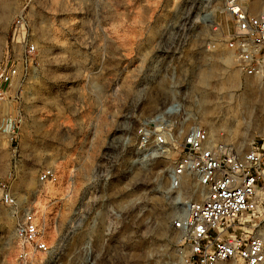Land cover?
<instances>
[{
  "label": "rangeland",
  "instance_id": "374dc122",
  "mask_svg": "<svg viewBox=\"0 0 264 264\" xmlns=\"http://www.w3.org/2000/svg\"><path fill=\"white\" fill-rule=\"evenodd\" d=\"M256 3L261 8L264 0ZM24 6L25 38L38 52L0 100V183L18 203L14 210L0 202V264H13L22 212L52 201L73 206L101 150L112 156L116 176L133 162L135 196L147 210L135 227L147 254L127 261L176 264L181 238L171 221L185 209L179 201L196 199L200 188L191 178L177 190L168 186L182 135L145 162L136 149V128L168 93L148 78L158 57L192 85L196 121L213 142L241 152L264 143V90L229 55L205 49L217 39L214 23H224V0H0V68L11 56L10 26ZM207 15L212 22L203 23ZM6 123L14 134L4 131ZM47 167L58 180L41 186L38 174Z\"/></svg>",
  "mask_w": 264,
  "mask_h": 264
},
{
  "label": "built area",
  "instance_id": "2783aa9c",
  "mask_svg": "<svg viewBox=\"0 0 264 264\" xmlns=\"http://www.w3.org/2000/svg\"><path fill=\"white\" fill-rule=\"evenodd\" d=\"M25 8L10 26L11 56L0 68V100L38 52L25 38ZM222 13L224 23L215 22L212 28L217 39L205 49L229 55L235 69L264 90V5L224 0ZM148 78L168 93L161 95L156 113L135 130L141 161L159 156L182 135L181 155L166 172L168 186L177 190L191 178L200 188L196 199L179 201L185 212L171 221L181 238L176 264H264V143L252 142L241 152L225 141L213 142L196 121L200 104L192 85L165 57H158ZM4 131L14 134L7 123ZM112 159L109 152L100 151L73 206L70 200L52 201L22 212L13 234V264H130L127 259L134 254H147V241L135 230L147 210L135 196L134 164L116 176ZM57 180L54 167L44 168L37 178L41 186ZM0 202L17 209L16 197L4 183Z\"/></svg>",
  "mask_w": 264,
  "mask_h": 264
},
{
  "label": "bare ground",
  "instance_id": "6f19581e",
  "mask_svg": "<svg viewBox=\"0 0 264 264\" xmlns=\"http://www.w3.org/2000/svg\"><path fill=\"white\" fill-rule=\"evenodd\" d=\"M211 17L209 15H207V18H205L206 22H212V20L210 21ZM226 60V59H225ZM179 195V194H178ZM185 212V209L183 210V213Z\"/></svg>",
  "mask_w": 264,
  "mask_h": 264
}]
</instances>
